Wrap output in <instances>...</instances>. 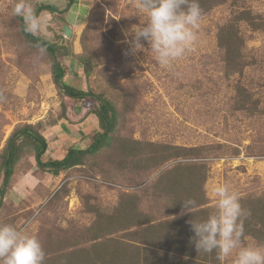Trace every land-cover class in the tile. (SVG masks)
<instances>
[{
  "label": "rangeland",
  "instance_id": "obj_1",
  "mask_svg": "<svg viewBox=\"0 0 264 264\" xmlns=\"http://www.w3.org/2000/svg\"><path fill=\"white\" fill-rule=\"evenodd\" d=\"M75 1L65 15L67 24L60 16L40 12L38 35L71 51L63 58L69 67L66 83L82 89L90 86L116 106L119 125L112 134V146L55 178L44 173L40 181L27 170L34 160L23 151L18 180L7 192L0 211V225H12L35 236L48 259L54 251L60 255L85 245L86 239L70 236L90 225L97 210L113 211L125 193H138L139 206L149 218L162 219L169 210L157 197L162 180L156 178L179 161L204 165L196 176L202 180L208 207L215 208L213 189L220 184H228L238 193L242 208L250 206L243 200L264 198V111L252 113L233 106L239 84L260 99L258 108H264V32L240 25L244 67L239 72L229 68L217 45V33L231 20L232 8L230 1L214 6L201 11L193 49L165 68L155 61L146 41L141 40L143 50L134 54L125 42V33L130 41L133 29L147 21V16L138 12L136 0ZM25 2L32 9L41 2L65 4V0ZM15 3L17 0H0V154L12 132L25 124L40 123L50 155L61 156L71 144L85 147L88 136L97 130L95 117L89 115L74 131L69 118H57L61 103L66 107L74 104L54 85L48 54L26 45L18 17L12 12ZM241 8H250L264 18V0H244L238 6ZM87 24L84 43L91 67L85 74L78 56L82 54L80 35ZM65 26L70 35L64 33ZM63 121L71 129L59 135ZM148 143L204 149L170 148L145 158L140 152H150ZM122 144L126 150L119 148ZM133 145L138 148L134 152H139L135 158L131 157ZM38 183L48 192L41 193ZM142 188H146L144 193ZM257 246L261 245L253 236L242 237L241 247ZM237 252L234 250L225 264H235Z\"/></svg>",
  "mask_w": 264,
  "mask_h": 264
},
{
  "label": "trees",
  "instance_id": "obj_2",
  "mask_svg": "<svg viewBox=\"0 0 264 264\" xmlns=\"http://www.w3.org/2000/svg\"><path fill=\"white\" fill-rule=\"evenodd\" d=\"M228 1L232 8V16L231 20L219 27L217 45L224 56V63L239 72L241 67H244L241 58L243 43L239 35V27L241 24H247L264 32V18L253 13L250 8L238 9L239 4L244 0H198L201 11ZM74 3L75 0H65L64 6L60 7L53 3L41 2L33 10L37 16L42 11H48L50 14L60 16L61 22L67 24L65 15ZM18 20L19 30L26 45L39 51L44 50L48 54L54 85L68 101L77 104L72 110L73 113L78 115L81 108L85 107L86 111L80 120L92 114L95 117L97 130L88 136L87 146L71 144L67 146L61 158L44 159L48 150V141L42 134L40 123L25 124L16 128L0 154V211L4 206L7 192L18 180L16 174L23 151L33 157L34 164H28L27 170H30L35 178L39 181L44 179V173L55 178L62 171L84 163L87 157L110 148L112 134L119 125L116 106L105 94L96 92L90 86L82 89L65 82L69 67L63 58L70 55L71 51L66 46H60L42 35L33 36L26 33L22 18L18 17ZM88 25L80 35L82 54L78 56L81 70L85 71V74L91 67L88 66L90 57L86 55L87 50L84 43ZM236 87L238 92L233 106L252 113L264 111V108H258L259 98H254L251 92L246 91L239 84ZM60 106L61 113L57 118L67 119L68 106H64V102ZM148 145L151 148L150 152H140L145 158L148 155L157 154L158 151L167 152L170 148L195 152L204 149L202 146L184 149L171 145L152 143ZM135 147L137 148L135 145L132 146L131 157L133 158L138 157L139 154V152H134ZM119 148L126 150L127 147L122 144ZM178 156L180 155L175 157ZM163 158H167V155ZM203 166L202 163L179 161L158 175L157 181L160 179L162 181L159 183L161 186L157 197L164 201V207L169 210V215H164L162 219L149 218L147 211L139 206V194L125 193V197L113 211L105 213L97 210L95 219L90 225L82 230H76L70 236L75 240L86 239L85 245L60 255H58L59 251H54L50 258L45 259L44 264H219L215 251L204 253L196 250L195 234L190 223V221L196 223L206 220L215 212L214 207L206 206L202 180L196 176L198 171L203 172ZM164 181L166 184L163 186ZM36 187L42 190L41 193H47L49 190L41 183H38ZM143 191H146V188H142L141 192ZM40 196L43 197L42 194ZM187 199H194L197 202L196 207L188 209L189 212L185 211L182 205V202ZM243 201H247L250 205L243 207L247 215L241 217L244 236H253L259 245H264V198L256 197ZM70 243L74 247L77 245Z\"/></svg>",
  "mask_w": 264,
  "mask_h": 264
},
{
  "label": "clouds",
  "instance_id": "obj_3",
  "mask_svg": "<svg viewBox=\"0 0 264 264\" xmlns=\"http://www.w3.org/2000/svg\"><path fill=\"white\" fill-rule=\"evenodd\" d=\"M139 13L147 16L144 26L132 31V53L143 50L141 40L150 45L155 61L169 67L193 49L198 40L197 30L201 20L198 0H136ZM13 15L21 17L24 31L36 36L41 31V21L25 0H17ZM215 212L206 220L191 223L198 252H216L219 264H225L238 249L235 264H264V245L241 247L244 236L241 217L247 215L239 202V195L228 184L214 187ZM183 209L196 207L194 199L182 202ZM45 252L35 236L26 234L12 225H0V264H44Z\"/></svg>",
  "mask_w": 264,
  "mask_h": 264
},
{
  "label": "crops",
  "instance_id": "obj_4",
  "mask_svg": "<svg viewBox=\"0 0 264 264\" xmlns=\"http://www.w3.org/2000/svg\"><path fill=\"white\" fill-rule=\"evenodd\" d=\"M76 4V1H75V3L73 4V6ZM72 6V7H73ZM71 7V8H72ZM71 10H69L68 12H70ZM77 106V104H74L72 107L71 106H69L68 108V111H67V116H68V118L73 122V123H71V127H72V129L69 127V126H67V124L68 123H66V121H63V122H65L64 124L62 123V125H59L58 127L60 128L59 130L61 131V133H60V131H59V135H62L63 133H66L65 131H69L70 129L71 130H77V129H79V128H81V126L84 124V123H86V120H88L87 118H88V116H86L83 120H80V118L81 117H83V114L85 113V111H86V109L84 110V107H82L81 108V110H80V114H74L73 113V108L74 107H76ZM70 107H71V110H70ZM75 116L77 117V116H80V118H78L77 119V121H76V119H74L75 118ZM67 118V119H68ZM63 120H65V119H63ZM84 121V122H83ZM94 121H95V119H94ZM69 125V124H68ZM70 128V129H69ZM77 132V131H76ZM81 132H83V131H81ZM80 134V136H82V134L81 133H79ZM76 138H78V136L76 137ZM49 148V147H48ZM48 151V150H47ZM66 151V150H65ZM65 151H63L62 153H61V156H57V155H55L56 153H51V155H50V152L48 153V152H46L45 153V155L44 156H48L49 155V157L50 158H61L62 156H63V154L65 153ZM47 159V158H46ZM45 188H47V187H45Z\"/></svg>",
  "mask_w": 264,
  "mask_h": 264
},
{
  "label": "water",
  "instance_id": "obj_5",
  "mask_svg": "<svg viewBox=\"0 0 264 264\" xmlns=\"http://www.w3.org/2000/svg\"><path fill=\"white\" fill-rule=\"evenodd\" d=\"M64 33H65L66 35H70L71 31H70V29H69L68 26H65V27H64Z\"/></svg>",
  "mask_w": 264,
  "mask_h": 264
}]
</instances>
